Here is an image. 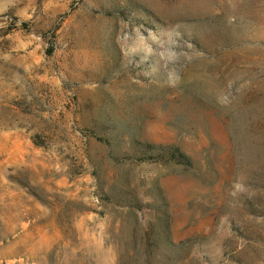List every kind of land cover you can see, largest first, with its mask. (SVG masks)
<instances>
[{
    "label": "rangeland",
    "instance_id": "374dc122",
    "mask_svg": "<svg viewBox=\"0 0 264 264\" xmlns=\"http://www.w3.org/2000/svg\"><path fill=\"white\" fill-rule=\"evenodd\" d=\"M0 264H264V0H0Z\"/></svg>",
    "mask_w": 264,
    "mask_h": 264
},
{
    "label": "trees",
    "instance_id": "16d2710c",
    "mask_svg": "<svg viewBox=\"0 0 264 264\" xmlns=\"http://www.w3.org/2000/svg\"><path fill=\"white\" fill-rule=\"evenodd\" d=\"M169 153H170V159H171V160H176V161H178L179 163L184 162V159H186L185 155H183V154H178V151L175 150V149H171V150L169 151ZM178 155H179V156H178ZM186 161H187V160H186Z\"/></svg>",
    "mask_w": 264,
    "mask_h": 264
}]
</instances>
